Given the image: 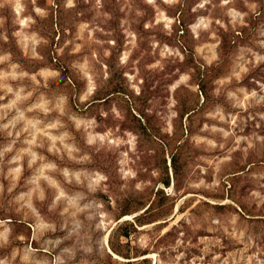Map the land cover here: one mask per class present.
Returning a JSON list of instances; mask_svg holds the SVG:
<instances>
[{
	"label": "rangeland",
	"instance_id": "rangeland-1",
	"mask_svg": "<svg viewBox=\"0 0 264 264\" xmlns=\"http://www.w3.org/2000/svg\"><path fill=\"white\" fill-rule=\"evenodd\" d=\"M0 264H264V0H0Z\"/></svg>",
	"mask_w": 264,
	"mask_h": 264
},
{
	"label": "bare ground",
	"instance_id": "bare-ground-1",
	"mask_svg": "<svg viewBox=\"0 0 264 264\" xmlns=\"http://www.w3.org/2000/svg\"><path fill=\"white\" fill-rule=\"evenodd\" d=\"M126 219V218H125Z\"/></svg>",
	"mask_w": 264,
	"mask_h": 264
}]
</instances>
